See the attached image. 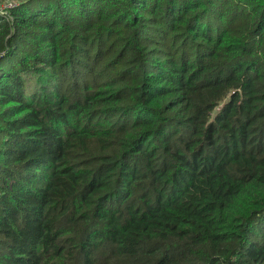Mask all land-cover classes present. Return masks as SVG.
<instances>
[{
    "label": "trees",
    "instance_id": "16d2710c",
    "mask_svg": "<svg viewBox=\"0 0 264 264\" xmlns=\"http://www.w3.org/2000/svg\"><path fill=\"white\" fill-rule=\"evenodd\" d=\"M0 264H264V0H0Z\"/></svg>",
    "mask_w": 264,
    "mask_h": 264
},
{
    "label": "built area",
    "instance_id": "2783aa9c",
    "mask_svg": "<svg viewBox=\"0 0 264 264\" xmlns=\"http://www.w3.org/2000/svg\"><path fill=\"white\" fill-rule=\"evenodd\" d=\"M12 4L11 3H8L5 7H11Z\"/></svg>",
    "mask_w": 264,
    "mask_h": 264
},
{
    "label": "rangeland",
    "instance_id": "374dc122",
    "mask_svg": "<svg viewBox=\"0 0 264 264\" xmlns=\"http://www.w3.org/2000/svg\"><path fill=\"white\" fill-rule=\"evenodd\" d=\"M2 6H4V4H2Z\"/></svg>",
    "mask_w": 264,
    "mask_h": 264
}]
</instances>
